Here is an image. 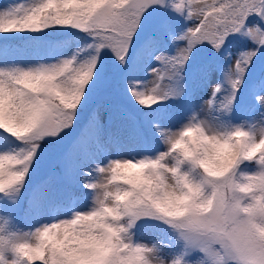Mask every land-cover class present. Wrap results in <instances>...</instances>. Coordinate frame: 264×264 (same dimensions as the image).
Listing matches in <instances>:
<instances>
[{
	"label": "snow or ice",
	"instance_id": "6c2138e0",
	"mask_svg": "<svg viewBox=\"0 0 264 264\" xmlns=\"http://www.w3.org/2000/svg\"><path fill=\"white\" fill-rule=\"evenodd\" d=\"M178 19L191 24L178 26ZM49 29H74L90 42L49 63H5V54L16 49L69 46L66 40L45 39ZM17 34L40 38L20 40ZM262 58L264 0H17L0 7V141H8L7 147L0 144V194L18 199L41 154L75 131L86 111L83 131L54 159L39 195L29 202L26 215L36 216L29 229L58 221L87 225L94 192L103 187L105 198L114 199L113 185L136 193L130 202L118 205L126 218L118 232H135L140 221H161L154 192L165 187L169 176L183 181L184 165L196 163L197 146L185 133L234 125L231 116L244 88L249 90L251 114V122L245 123L253 129L264 127V77L252 75ZM142 67L150 71V81L134 75ZM189 68L194 81L202 84L218 74L224 78L212 85L210 98L203 102L206 115L195 106V83L189 93ZM116 76L123 81L127 99L150 110L143 118L123 103L102 101L88 108ZM168 159H175L174 168L164 166ZM141 161L155 164L144 172V183L134 178L140 169L129 165ZM102 179L107 183L100 185ZM57 183L64 186L60 195ZM80 187L87 192L78 193ZM85 198L91 199L90 208L77 210ZM51 209V222L40 223ZM60 212L71 215L59 218ZM163 219L178 229L184 242L179 258H167L174 264H264V243L215 201L209 211ZM85 230L81 223L74 231L50 236L41 229L48 240L44 250L14 243L0 232V264H88L87 254L80 251L91 245V234L81 235ZM30 247L32 252L27 251ZM123 250L114 246L106 264H142L131 250L127 257L120 256ZM195 252L200 255L193 259Z\"/></svg>",
	"mask_w": 264,
	"mask_h": 264
},
{
	"label": "clouds",
	"instance_id": "9594fccd",
	"mask_svg": "<svg viewBox=\"0 0 264 264\" xmlns=\"http://www.w3.org/2000/svg\"><path fill=\"white\" fill-rule=\"evenodd\" d=\"M185 135L192 137L197 146L196 163H188L183 167V181L175 176H169L165 187L154 192L155 210L164 216L183 217L197 210L209 211L213 201L223 207L234 218L236 223L253 238L264 243V127L253 129L245 122L234 124L227 128H212L204 133L189 131ZM177 147L186 145L178 144ZM253 165L254 171H248L245 165ZM130 166L140 169L134 178L144 183L143 174L150 171L155 164L143 161ZM175 167V159H168L164 165ZM107 183L102 179L100 185ZM125 180V184H129ZM112 191L117 195L114 199L105 198V189L98 186L94 192L93 207L85 216L89 222L63 221L52 225H42L41 228L16 232L10 228V218H0V232L14 243H24L44 250L48 244L47 236H41V229H46L50 236L53 232L61 234L74 231L77 223L86 230L81 235H90L91 245L80 249L86 253L88 264H106V258L114 246L122 247L120 256L127 257L131 250L142 264H174L160 255L159 242L148 244L136 241L135 232L124 228L126 218L123 215V205L130 202L136 193L113 185ZM173 230L178 234L177 228ZM136 249H141L136 253ZM27 251L32 252V247ZM33 254H38L33 253ZM179 258V255H177ZM11 264V260L9 262Z\"/></svg>",
	"mask_w": 264,
	"mask_h": 264
},
{
	"label": "rangeland",
	"instance_id": "374dc122",
	"mask_svg": "<svg viewBox=\"0 0 264 264\" xmlns=\"http://www.w3.org/2000/svg\"><path fill=\"white\" fill-rule=\"evenodd\" d=\"M17 0H0V7H3L5 5H9L11 3H15ZM183 21L182 19H178V21ZM191 22H188V26H190ZM67 32H70V34H75L71 41L69 42V46L64 49H57L56 51H50L49 58L44 63H49L55 61L58 56H69L75 51L76 41L74 37H77L78 39H81V41L84 40L85 36L77 32L74 29H67ZM247 43H251L248 41ZM171 52V50H169ZM6 60L5 63H19L23 66H29V65H35L39 62L38 57L36 54L28 52L24 49H16L12 52L6 53ZM202 55H207L206 53H203ZM226 58V57H225ZM230 62V61H229ZM153 66L155 65V62L153 61ZM252 75L257 78H261L264 75V58H262L260 61L257 62L255 68L253 69ZM193 76H195L193 70L191 68L187 71V83H188V90L189 93L192 92V89L194 85H192ZM119 76H116L112 79L111 84L107 88L101 89L96 96L92 98L90 101L88 108L94 107L96 103L99 102H106L110 98L111 95L114 94L116 83L115 78ZM142 80H151L152 77L150 75V71L146 70L145 76L140 78ZM224 78L222 75L218 74L216 77H214L211 81H209L207 84H202L201 82L198 85H195V106L198 110H201L202 115L207 114V110L203 107V102L208 100L211 96L212 92V85L216 83H223ZM229 91L227 85H225V93ZM224 93L221 94V98ZM188 100V97H185V101ZM169 104H172L171 101L168 102ZM93 104V105H92ZM250 104V95L249 90L247 88H244L241 90V93L238 97V103L232 113L231 120L235 124H239L241 122L248 121L251 122V114L247 110V106ZM172 107L178 108V105H172ZM76 133V131H73L70 133V135L65 138V142L69 141L73 135ZM63 141H57L55 144H59L58 147L55 148H47L44 153L41 154L40 160L37 162V164L34 166V170L30 173V179L28 180L25 187L28 188L27 194L29 195L28 202L32 201L35 196H37L39 186L42 181L48 178L51 172V167L53 164V161L55 158H57L60 154L63 153ZM0 144H3L5 147L8 146V141L2 140L0 141ZM131 147V146H129ZM160 151H164V146H159ZM115 155V153H113ZM127 154V150L125 152ZM248 171H254L252 169L247 168ZM57 191L56 195H60L61 191L63 189L62 183H57ZM26 189V188H25ZM78 193L83 194L87 192V189H84L83 187H80L77 189ZM1 195V194H0ZM2 200L0 201V218H10L11 224L10 228L12 230H15L16 228H20L23 230H28L32 224L36 221L35 214L32 215H26V210L29 207V204L27 207L23 205V199L25 198V195L22 193V195L16 199L12 200L11 198H6L4 196H1ZM86 200H82L77 205V210H88L91 206V199L85 198ZM55 211L54 209L49 210V212L45 215H43L39 222L40 223H47L51 222L50 215L51 212ZM71 213L68 212H60L59 218H67L70 217ZM135 239L136 241H142L148 244H152L154 242H159L161 252L160 255L163 257L170 258L175 255H180L184 252V242L179 239L178 234L167 224L158 221V220H148V221H140L139 226L137 229H135ZM199 252L193 253L191 258H195L196 256H199Z\"/></svg>",
	"mask_w": 264,
	"mask_h": 264
},
{
	"label": "trees",
	"instance_id": "16d2710c",
	"mask_svg": "<svg viewBox=\"0 0 264 264\" xmlns=\"http://www.w3.org/2000/svg\"><path fill=\"white\" fill-rule=\"evenodd\" d=\"M177 24H178V26H184V25H187L188 22L184 21V20L183 21L180 20L177 22ZM47 32L49 33V35L47 37H44L45 39H62V40H66L68 42H70L71 39L73 38V36L75 35V34H70V32H67V30L56 31L54 29H49V30H47ZM82 34L85 36L83 41H81V39H78L77 37H74L75 41H76L75 50L77 48H83L87 42H90V38L87 37L86 34H84V33H82ZM7 35H12V34H7ZM17 36L20 40L32 39L33 37L40 38V34H27V35L26 34H17ZM24 50L36 54V56L39 59V62H45L49 58L50 51H56L57 49L33 46L30 48H26ZM169 50L173 51V48L170 44H169ZM145 73H146V70L142 67L139 71L134 73V75L136 76V78L140 79V78L145 76ZM263 77H264V75H263ZM192 78H193L192 85H194V83H195V85H198L200 83L198 80L194 81L195 76H193ZM114 81L116 83V88L114 89L115 92L113 95L110 96V98L108 100H106V102L112 103V104H121V103L127 104L128 107L132 111H138L140 117L143 118L145 113L149 112L150 110L141 109L139 105L135 104V101H130L127 99V97L125 96L123 81L121 80L120 77L115 78ZM86 117H87L86 111L81 113L79 123L75 126L76 133L73 135L74 137H72L67 142H65V140L63 142L64 143L63 152L68 148V146L71 144V142L77 136H79L81 134V132L83 131L84 126H85V122H86ZM58 146H59V144H57L55 147H58ZM246 168L254 170V166L251 164L247 165ZM25 188L22 190V193L25 195V198L23 199V205L25 207H27L29 204V202H28L29 201L28 200L29 195L27 194V191H26V190H28V188L27 187H25ZM37 195H39V191H38ZM1 196H3V194H1L0 197ZM1 200H2V198H0V201Z\"/></svg>",
	"mask_w": 264,
	"mask_h": 264
}]
</instances>
